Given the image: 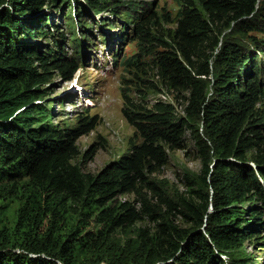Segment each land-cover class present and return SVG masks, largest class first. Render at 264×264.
<instances>
[{
	"label": "trees",
	"instance_id": "1",
	"mask_svg": "<svg viewBox=\"0 0 264 264\" xmlns=\"http://www.w3.org/2000/svg\"><path fill=\"white\" fill-rule=\"evenodd\" d=\"M182 1L168 38L151 30L158 23L155 12L148 13L136 4L124 8L133 18L137 51L120 62L144 72L146 67L155 68L158 80L176 91L177 97L188 91L184 115H177L174 104L160 98L146 106L140 88L136 89L140 99L123 89L121 111L140 140H131L130 151L94 175L83 174L73 159L79 154L77 138L94 128L96 115L86 110L76 125L61 126L51 122L46 103L35 102L47 95L39 85L50 78L51 69H58L67 80L79 67L72 55L67 59L60 52L63 34L54 25V36L44 9L63 12L67 5H80L75 10L76 24L79 33L88 36L92 31L88 20L95 23L89 10L118 13L119 3L7 0L0 7V181L16 187L24 180L33 190L31 205L20 214L27 230L18 241L0 243V264H85L88 258L78 260V250L97 249L100 233L133 224L143 210L154 214L145 200L142 210L130 201L106 205L118 193L140 187L152 190L191 225L177 227L162 219L154 235L142 232L139 248L143 255L129 261L107 260L106 264H224L223 256L235 258V250L245 239L259 237L255 229L264 227V0H198L202 11L193 0ZM226 28L232 30L231 40L220 39ZM29 37H54L55 43L37 45ZM245 37L255 53L242 50ZM78 47L79 41L73 45L75 56ZM210 70L213 83L208 94L205 78ZM149 85L158 89L153 81ZM195 119L201 121L206 136L197 142L203 190L191 189L187 197L182 196L181 210L148 174L166 164L169 149L184 147L186 130L193 128ZM96 149L92 143L83 159L92 158ZM68 199L85 206L89 216L101 223L100 229L89 227L82 233L58 236L59 209ZM244 202L250 204L242 207ZM95 207H100L98 212ZM45 218L53 221L52 228L36 229L35 223ZM94 239L98 242L88 245ZM100 260L89 258L92 264Z\"/></svg>",
	"mask_w": 264,
	"mask_h": 264
},
{
	"label": "rangeland",
	"instance_id": "2",
	"mask_svg": "<svg viewBox=\"0 0 264 264\" xmlns=\"http://www.w3.org/2000/svg\"><path fill=\"white\" fill-rule=\"evenodd\" d=\"M117 2L120 5L117 8L118 13L111 9L97 11L100 12L99 14L89 10L95 23L94 21L90 23L88 20L89 25L91 24L88 28L92 30L88 36H85L83 32L79 33L81 30H78V24H76L78 15L75 10H80V5L75 8L73 5H67L63 12L44 9L47 16L51 18V21L47 19L46 24L54 36V28H52L54 25L59 26V35L63 34L60 40V52L67 59H71L72 55L79 67L72 74L71 79L67 80L62 77L58 69H51L48 73L50 78L39 85V88L47 92V95L35 102L46 103L51 122L61 126L76 125L79 117L85 114L86 110L88 115H96L97 124L94 128L88 133L80 135L76 140L79 154L73 159V162L78 163L83 174H96L107 163L130 151L131 140H140V137L134 135V127L121 111L123 89L131 97L140 99L139 92L136 90L140 88L145 94L148 107L151 105V101L157 98L172 102L177 115H184L183 108L189 94L188 91H184L182 94L185 98L181 95L177 97L176 91L158 80L155 68L146 67V72H144L134 66L127 67L120 62V59L130 58L137 51L135 35L132 30L133 23L130 21L133 18L130 17V13H124V8L130 5L133 7L136 4L143 6L144 9L146 8L145 10L148 9V13L155 12V19L158 20V23L152 26L151 30L168 38L169 32L175 27L177 11L183 1L117 0ZM193 2L202 11L198 0H193ZM6 4L7 0H0V7ZM141 6L136 8L144 10ZM231 31V28L224 29L220 39L231 40ZM27 40L35 42L37 45L45 43L54 45L55 43L54 37L53 39L50 37H29ZM77 41H79L80 47H78L79 52L75 56L73 45ZM241 43H245L242 50L255 53L256 49L248 38H243ZM262 58L264 59V57ZM149 81L155 82L158 89L151 87ZM205 81L206 91L210 94L213 83L211 70ZM18 110L16 109V112ZM185 135L184 147L169 149V158L166 164L160 170L148 174L149 180L153 181L162 192L164 191L168 198L178 203L177 206L181 210H184L180 203L182 196L187 197L191 193L189 192L191 189L203 190L199 179L202 162L197 149V142L206 137L201 121L195 119L193 128L186 130ZM92 143L97 144L93 157L83 159V154ZM21 181L16 187L5 186L6 181H0V232L4 234V236L1 235L0 243L5 242L6 239L8 242L18 241L21 232L27 230L26 222L23 218L20 219V214H24L25 208L31 205L33 190L31 184L24 183V180ZM142 200H145L147 206L154 210L153 215L148 214V210H143L142 217L133 224L106 229L105 232L100 233L99 237L102 238L99 239L98 248L94 251L80 248L77 255L78 260L88 258L85 264H92L89 262V258L93 257L94 259L102 258L96 264H106L107 260L129 261L145 253L139 248L143 237L142 232H147L149 236L154 235L156 224L162 222V219L168 220L177 227L191 225L182 213L166 207L158 199V196L146 187H140L134 192L118 193L106 205L111 207L122 201H130L137 210H142ZM248 204L250 203L244 202L242 207H246ZM99 209L100 207H95V212H98ZM89 210L91 209L89 208ZM59 213L56 225L58 236L76 234L89 227L97 231L101 227V223L95 222L94 217L89 216L91 212H88L87 208L82 207L76 200L65 201L60 206ZM248 223L243 222L246 226ZM51 224L53 221L50 223L48 218H45L41 223L39 221L35 223L36 229L43 232L52 228ZM256 230L259 237L245 239L242 246L235 250L233 254L235 258L227 260L223 256L224 264L232 262L242 264L246 261H248L247 264H264V227L259 226ZM97 242L98 239H94L88 245ZM2 248L6 249L7 247ZM97 253L98 255H95ZM170 261L171 259L159 262Z\"/></svg>",
	"mask_w": 264,
	"mask_h": 264
}]
</instances>
